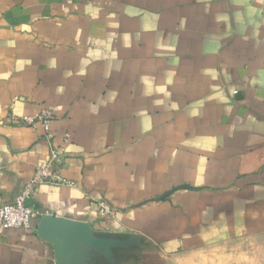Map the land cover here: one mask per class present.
<instances>
[{"label": "crops", "instance_id": "obj_1", "mask_svg": "<svg viewBox=\"0 0 264 264\" xmlns=\"http://www.w3.org/2000/svg\"><path fill=\"white\" fill-rule=\"evenodd\" d=\"M45 110L49 131L13 119ZM53 150L70 184L0 226V264H186L264 236V0H0V206Z\"/></svg>", "mask_w": 264, "mask_h": 264}, {"label": "built area", "instance_id": "obj_2", "mask_svg": "<svg viewBox=\"0 0 264 264\" xmlns=\"http://www.w3.org/2000/svg\"><path fill=\"white\" fill-rule=\"evenodd\" d=\"M237 93V92H235ZM13 119L18 120L26 126H33L39 122H43L47 131L50 130V122L52 115L49 111H43L42 114L31 117L13 116ZM58 152L53 150L49 162L44 166H39L32 180L25 186L24 190L11 204L0 206V226L3 230L20 229L30 230L34 227L35 218L37 216L34 208L27 204V200L33 190L42 184L67 185L70 184L62 178V175L56 166ZM112 213V208L109 204L102 203L100 206V215L107 217Z\"/></svg>", "mask_w": 264, "mask_h": 264}, {"label": "rangeland", "instance_id": "obj_3", "mask_svg": "<svg viewBox=\"0 0 264 264\" xmlns=\"http://www.w3.org/2000/svg\"><path fill=\"white\" fill-rule=\"evenodd\" d=\"M186 264H264V236H249L191 254Z\"/></svg>", "mask_w": 264, "mask_h": 264}, {"label": "water", "instance_id": "obj_4", "mask_svg": "<svg viewBox=\"0 0 264 264\" xmlns=\"http://www.w3.org/2000/svg\"><path fill=\"white\" fill-rule=\"evenodd\" d=\"M40 229L41 231H49V233L53 235L52 237L55 239H75V236L72 235V233L68 229L55 226V224L52 223V219L50 218H45L42 221Z\"/></svg>", "mask_w": 264, "mask_h": 264}]
</instances>
